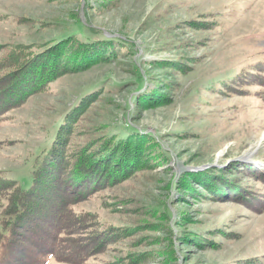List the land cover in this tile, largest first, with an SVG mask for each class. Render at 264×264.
Returning a JSON list of instances; mask_svg holds the SVG:
<instances>
[{
  "label": "rangeland",
  "instance_id": "1",
  "mask_svg": "<svg viewBox=\"0 0 264 264\" xmlns=\"http://www.w3.org/2000/svg\"><path fill=\"white\" fill-rule=\"evenodd\" d=\"M36 48L41 86L0 116V174L28 188L76 106L68 183L86 150L127 159L72 205L98 244L77 264H264V0H0V62Z\"/></svg>",
  "mask_w": 264,
  "mask_h": 264
},
{
  "label": "trees",
  "instance_id": "2",
  "mask_svg": "<svg viewBox=\"0 0 264 264\" xmlns=\"http://www.w3.org/2000/svg\"><path fill=\"white\" fill-rule=\"evenodd\" d=\"M41 55L39 48L18 51L9 65L0 62V67L6 69L0 73V116L17 107L41 86L37 85L39 71L35 69V60ZM16 59H24L25 63L17 64ZM76 107L62 118L49 145L35 159L28 188L0 174V192L8 194L0 212V264H49L51 260L77 264L87 257L88 246L93 250L98 248V244L80 243L79 236L73 235L77 230V217L72 213V205L81 190L88 186L91 173L102 163L109 167L119 157L124 164L127 159L123 152L117 153V148L113 150L105 145L86 150L83 158L91 160L90 167L87 172L76 175L72 184L68 183L67 176L73 173L64 170L63 160L70 138L69 116ZM59 169L62 171L57 174ZM105 170L102 169L101 174L108 176ZM56 175L59 182L49 185V179Z\"/></svg>",
  "mask_w": 264,
  "mask_h": 264
}]
</instances>
